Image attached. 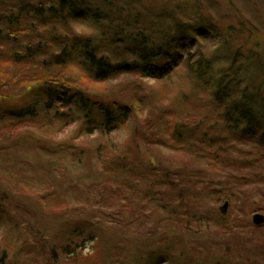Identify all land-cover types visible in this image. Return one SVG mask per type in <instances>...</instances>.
<instances>
[{
  "label": "rangeland",
  "instance_id": "374dc122",
  "mask_svg": "<svg viewBox=\"0 0 264 264\" xmlns=\"http://www.w3.org/2000/svg\"><path fill=\"white\" fill-rule=\"evenodd\" d=\"M139 4L144 10L177 7L184 12H171V21L184 13L187 21L205 24L208 32L186 48L194 57L187 55L190 64L204 56L212 60L214 71L235 72L244 84L252 83V91L258 90L257 85L264 90V0H139ZM75 29L90 33L89 28ZM7 55L0 57L5 59L0 61V82L5 85L8 81L7 87H0V116L20 108L28 99L36 100L31 93L25 97L17 92L20 86L13 83L12 75L44 79L50 74L37 64L18 63ZM77 64L65 70L73 75L74 83L93 95L122 96L131 109L129 119L110 134L96 131L93 135L84 129L83 113L66 125V119H53V112L46 113L42 105L35 108L36 117H29L25 124L10 117L0 121V264H144L143 260L161 247L159 237L156 241L141 237L161 219L155 211L159 204L155 202L158 189L155 183L152 186L155 178L150 174L147 180L144 175L161 167L182 175L183 169L192 172L201 167L215 176V196L220 197V192L229 195L226 190L235 196V200L222 197L200 207L207 219L199 221L200 226L191 225L189 232L195 235L184 239L186 247L193 242L204 251L196 257L198 264H206L207 255L229 259L232 264H264V224H253L255 214L264 215L262 153L251 144L238 147L235 158L246 159L249 165L228 168L221 176L220 164H210L205 157L195 160L194 139L177 142L172 120L163 128L166 115L161 110L171 105L174 96L191 90L202 95L205 89H201L208 83L196 80L188 62L162 81L123 73L97 82L83 75ZM207 86V91L214 89ZM131 96L144 99L135 104ZM175 103L181 105V101ZM118 153L126 163H117ZM116 164L122 169L117 167L114 175ZM234 175L237 181L231 179ZM130 180L133 188L126 190L121 183ZM139 202L143 204L141 214L134 208ZM226 202L229 209L223 216L221 207ZM220 215L225 222L218 219ZM165 224L163 228L177 238L176 227ZM198 228L202 233L197 234ZM86 236L94 240L71 256L64 255L67 244L74 249ZM173 253V262L181 263L184 257L180 251Z\"/></svg>",
  "mask_w": 264,
  "mask_h": 264
},
{
  "label": "trees",
  "instance_id": "16d2710c",
  "mask_svg": "<svg viewBox=\"0 0 264 264\" xmlns=\"http://www.w3.org/2000/svg\"><path fill=\"white\" fill-rule=\"evenodd\" d=\"M193 7L197 9V6ZM144 8L139 0H0V57L7 53L8 58L18 63L31 62L50 73L44 79L12 75L15 79L13 83L20 86L17 92L25 97H30L28 93H31L36 100L24 101L28 103L0 116V121L10 117L25 124L29 117H36L35 108L42 105L46 113L53 112V119H66V125L74 123L75 117L83 113L87 133L93 135L102 131L110 134L129 119L131 109L124 104L123 97L90 94L76 85L73 75L65 73V70H71L79 61L77 65L83 75L91 76L97 82L123 73H136L145 79L162 81L169 78L182 63L188 62L196 80L205 81L214 89L207 91V84L201 89H205L202 95L192 90L176 94L171 105L161 110L166 115L163 128L169 126V120H172L178 135L177 142L194 139L192 146L196 147L193 149L198 155L195 160L205 157L210 164H220L221 176L228 168L244 169L242 164L249 165L246 159L235 158L234 151H239L238 147L251 144L255 151L262 153L264 161L263 88L257 85L254 87L258 90L252 91V83L244 84L235 72L214 71L212 60L204 56L190 64L186 57L193 56L186 48L192 46L197 38L204 37L208 32L206 25L187 21L184 13L171 21V12L181 11L177 7H172L174 10L170 11L163 6L158 9L153 7V10ZM76 27L89 28L90 33L77 31ZM7 82H4L5 85L0 82V87H7ZM129 99L138 104L144 98L131 96ZM177 101H181L180 106L175 103ZM61 109L64 111L60 112ZM168 114L173 117H168ZM183 116L186 117L184 121ZM181 125L185 126L184 130H179ZM182 131L193 136H185ZM119 155L115 157L117 163H126L118 158ZM257 159L256 162L260 160ZM134 160L131 158V161ZM119 165L116 164L114 175L117 167L122 169ZM172 171L162 167L159 171H145L147 180L151 175L155 178L152 186L156 184L158 198L155 202L159 203L155 211L161 219L155 229L141 234V237L156 241L157 236V244L160 243L161 247L151 252L143 260L144 264H175L174 250H179L180 256L184 257L180 258L179 264H198L196 257H201L204 251L193 242L186 247L184 239L195 235L189 232L191 225L196 223L200 226L199 221L207 219L199 211L200 207L220 201L222 197L235 200L230 190H226L229 195L220 192V197L215 196V176L206 174L208 170L199 167L189 172L183 169L184 175ZM225 178L222 177L223 180ZM231 179L237 181L239 178L234 175ZM226 180L231 185L230 179ZM244 181L247 180L244 178ZM131 183L130 180L121 184L129 190L133 188ZM142 205L139 202L134 207L135 211L141 214ZM162 214L166 217L163 218ZM223 216L218 218L221 222L226 220ZM161 220L167 223L165 225L176 227L177 238L176 235H169ZM200 230L198 228L197 234L202 233ZM242 237L238 234L243 242ZM89 240H94V237L88 239L86 236L74 249L72 244H67L64 247L67 254L64 255L71 256ZM204 262L232 264L229 259L219 260L214 255H207Z\"/></svg>",
  "mask_w": 264,
  "mask_h": 264
},
{
  "label": "water",
  "instance_id": "95a60500",
  "mask_svg": "<svg viewBox=\"0 0 264 264\" xmlns=\"http://www.w3.org/2000/svg\"><path fill=\"white\" fill-rule=\"evenodd\" d=\"M228 209H229V203L226 202L225 205H223L221 207V211L223 214H226L228 212ZM253 224L255 226H262L264 224V215L262 214H255L254 217H253Z\"/></svg>",
  "mask_w": 264,
  "mask_h": 264
}]
</instances>
